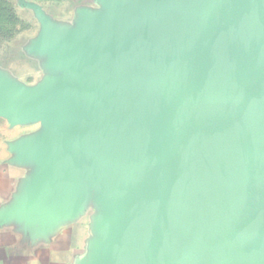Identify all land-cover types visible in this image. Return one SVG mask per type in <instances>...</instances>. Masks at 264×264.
<instances>
[{"label": "water", "instance_id": "obj_1", "mask_svg": "<svg viewBox=\"0 0 264 264\" xmlns=\"http://www.w3.org/2000/svg\"><path fill=\"white\" fill-rule=\"evenodd\" d=\"M45 47L72 68L0 89L13 123L49 132L36 197L92 180L116 208L103 264H264V0H108Z\"/></svg>", "mask_w": 264, "mask_h": 264}, {"label": "crops", "instance_id": "obj_2", "mask_svg": "<svg viewBox=\"0 0 264 264\" xmlns=\"http://www.w3.org/2000/svg\"><path fill=\"white\" fill-rule=\"evenodd\" d=\"M74 2L80 9L104 14L108 0ZM0 172V264H103L111 240L116 208L97 182L90 180L68 206L49 210L34 200V184L43 164L28 156H13Z\"/></svg>", "mask_w": 264, "mask_h": 264}, {"label": "rangeland", "instance_id": "obj_3", "mask_svg": "<svg viewBox=\"0 0 264 264\" xmlns=\"http://www.w3.org/2000/svg\"><path fill=\"white\" fill-rule=\"evenodd\" d=\"M75 6L70 1L0 0V89L42 88L71 72L44 44L49 23L68 31L80 26L84 10L74 19ZM48 132L40 118L13 123L11 115L0 112V172L27 141Z\"/></svg>", "mask_w": 264, "mask_h": 264}]
</instances>
